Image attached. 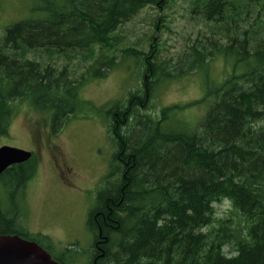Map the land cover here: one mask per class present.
<instances>
[{"label": "trees", "instance_id": "1", "mask_svg": "<svg viewBox=\"0 0 264 264\" xmlns=\"http://www.w3.org/2000/svg\"><path fill=\"white\" fill-rule=\"evenodd\" d=\"M168 1L34 0L39 15L0 35V137L18 103L56 134L80 86L117 63L106 54L113 33ZM191 13L203 27L175 56L162 57L154 36L147 51L122 50L141 66L139 86L106 110L113 151L88 210L86 264H264V0H193ZM163 20L159 12L155 31ZM218 57L232 63L220 81L208 74ZM198 70L206 75L200 99L151 110L160 83ZM206 100L194 127L172 122ZM37 165L32 156L0 174V234L35 241L60 264H84L75 243L58 254L19 219Z\"/></svg>", "mask_w": 264, "mask_h": 264}, {"label": "rangeland", "instance_id": "2", "mask_svg": "<svg viewBox=\"0 0 264 264\" xmlns=\"http://www.w3.org/2000/svg\"><path fill=\"white\" fill-rule=\"evenodd\" d=\"M192 2L170 0L163 10L154 5L146 6L114 32L116 41H112V47L106 54L114 53L117 63L105 76L90 77L80 86L78 106L56 134L50 133L40 113L31 111L25 103H18L14 109L9 133L0 137V145L35 150L38 155L37 172L24 190L25 210L19 219L26 230L46 235L48 238H44L43 244L52 246L56 253L75 243L80 251L78 262L86 264L92 243L86 225L88 210L94 206L97 192L103 185L101 180L108 171L113 151L107 133L106 110L139 86L141 66L135 55H126L122 50L135 46L147 51L150 38L154 36L162 57L181 52L189 38L195 37L197 28L203 27L192 17ZM33 4L34 0H1L0 35L8 25L38 16V12L32 10ZM159 12L164 20L162 27L155 31ZM61 63L62 59L58 61ZM231 70V60L218 57L211 63L208 74L220 81ZM205 78V73L198 70L179 78L165 79L154 91L151 110L157 113L165 105L200 99ZM208 105L209 100H206L177 112L172 122L180 125L179 121L183 120L189 127H194ZM47 146L59 148L64 162L77 175L74 185H68L61 179Z\"/></svg>", "mask_w": 264, "mask_h": 264}, {"label": "water", "instance_id": "3", "mask_svg": "<svg viewBox=\"0 0 264 264\" xmlns=\"http://www.w3.org/2000/svg\"><path fill=\"white\" fill-rule=\"evenodd\" d=\"M30 150L0 145V174L9 166L27 161ZM0 264H60L37 242L18 234H0Z\"/></svg>", "mask_w": 264, "mask_h": 264}, {"label": "flooded vegetation", "instance_id": "4", "mask_svg": "<svg viewBox=\"0 0 264 264\" xmlns=\"http://www.w3.org/2000/svg\"><path fill=\"white\" fill-rule=\"evenodd\" d=\"M47 148L48 153L52 158L53 165L61 179L64 180V182H66L68 185H74V178H76L77 175L74 171H72L71 167L64 162L59 148L57 146H47ZM31 151L32 155L38 160V155L35 150Z\"/></svg>", "mask_w": 264, "mask_h": 264}]
</instances>
